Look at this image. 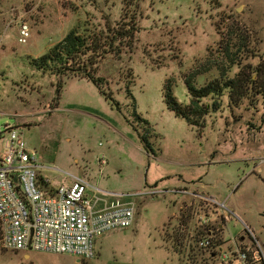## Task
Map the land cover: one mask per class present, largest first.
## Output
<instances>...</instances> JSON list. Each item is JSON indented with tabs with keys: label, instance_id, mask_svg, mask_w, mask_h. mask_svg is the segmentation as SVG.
Returning <instances> with one entry per match:
<instances>
[{
	"label": "rangeland",
	"instance_id": "rangeland-1",
	"mask_svg": "<svg viewBox=\"0 0 264 264\" xmlns=\"http://www.w3.org/2000/svg\"><path fill=\"white\" fill-rule=\"evenodd\" d=\"M214 1L140 0L141 30L133 49L120 59L107 57L99 68L108 100L85 79L42 75L28 58L40 57L87 19L109 15L118 21L122 0H0V134L7 127L22 133L51 188L77 178L110 193L165 192L138 197L133 226L95 239L92 260L0 250V264H183L166 237L183 214L185 233L187 195L198 194L199 180L203 195L224 204L221 212L230 218L224 240L244 237L246 226L264 255L260 105L256 114L247 102L231 113H212L198 133L163 98L164 85L172 80L176 101L189 103L183 76L218 42L217 17L243 26L261 57L249 64L264 63V0H218L221 8ZM23 25L29 38L19 44ZM137 133L151 149L144 150Z\"/></svg>",
	"mask_w": 264,
	"mask_h": 264
},
{
	"label": "built area",
	"instance_id": "built-area-1",
	"mask_svg": "<svg viewBox=\"0 0 264 264\" xmlns=\"http://www.w3.org/2000/svg\"><path fill=\"white\" fill-rule=\"evenodd\" d=\"M28 38L29 31L23 25L18 43L25 44ZM0 137L2 251L70 255L81 260H92L95 257V239L133 226L138 197L165 194L110 193L77 178H72L69 186L53 189L50 182L39 175L41 167L37 155L28 148L21 132L7 127ZM100 165L104 166V162L101 161ZM172 193L180 196L187 194L182 190ZM187 196L189 203L185 205L188 218L184 229L187 224L192 227L183 230L192 238L199 232L205 237L182 246L187 256L195 255L193 260L186 259V264L194 260L200 264H264L262 248L248 227L243 228L244 237H234L237 241L234 238L224 240L225 226L230 221L229 216L221 212L224 204H218L213 197L201 194L189 192ZM181 219L178 218L175 227L181 226ZM246 241L248 247L242 246ZM190 245L194 248L193 252H190Z\"/></svg>",
	"mask_w": 264,
	"mask_h": 264
},
{
	"label": "trees",
	"instance_id": "trees-1",
	"mask_svg": "<svg viewBox=\"0 0 264 264\" xmlns=\"http://www.w3.org/2000/svg\"><path fill=\"white\" fill-rule=\"evenodd\" d=\"M139 2L140 0H122L118 21L111 20L109 15L99 21L87 19L82 26L69 31L40 57L28 58L29 64L42 75L60 79H85L106 99L112 100L105 90L107 80L98 76L99 68L107 57L120 59L133 49L141 30L139 22L143 12ZM214 3L217 8H221L218 0ZM217 19L214 26L218 42L215 47H209L204 58L196 61L192 70L183 76L189 103L181 105L176 101L172 80H168L163 88V98L168 109L198 133L205 127V120L210 114L224 109L231 113L242 108L245 102L251 111L256 110L255 114L258 112L257 105H260L263 111L261 121H264V63L256 68L249 64L255 58L261 59L254 41L243 26L231 21V17ZM200 77H203L201 85L197 84ZM146 126L144 131L148 132ZM137 136L147 151L150 148L147 138L139 133ZM184 219L183 215L181 220ZM191 227L187 224L184 230ZM201 237L205 235L200 232L194 238L186 232L182 234L181 228L177 226L170 230L166 238L177 249L182 263L186 264L195 255H185L187 251H183L185 248L181 247ZM193 251L194 248L190 245V252ZM198 254L201 252L198 251Z\"/></svg>",
	"mask_w": 264,
	"mask_h": 264
},
{
	"label": "crops",
	"instance_id": "crops-1",
	"mask_svg": "<svg viewBox=\"0 0 264 264\" xmlns=\"http://www.w3.org/2000/svg\"><path fill=\"white\" fill-rule=\"evenodd\" d=\"M199 182L200 183H198V184H195V187L198 189L197 190V192H198V194H204V190L206 189V188H204V186L203 185H201V180H199ZM191 183H193V182H191ZM196 183V182H195ZM71 184V180L69 181V182H67V184H65L66 186H69ZM184 184H190V183H184ZM54 188H56L55 186H53ZM193 187H194V185H193ZM53 188V189H54ZM194 191H191L190 193H193ZM203 192V193H202ZM206 194V193H205ZM204 194V195H205Z\"/></svg>",
	"mask_w": 264,
	"mask_h": 264
}]
</instances>
